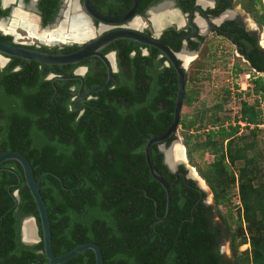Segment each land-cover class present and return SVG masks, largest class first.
<instances>
[{
	"label": "trees",
	"instance_id": "trees-1",
	"mask_svg": "<svg viewBox=\"0 0 264 264\" xmlns=\"http://www.w3.org/2000/svg\"><path fill=\"white\" fill-rule=\"evenodd\" d=\"M122 1L118 14L127 11L131 3ZM154 1L138 0L137 12ZM194 1L178 0V5L186 12ZM228 5L225 0L214 14ZM260 25H264L263 14ZM217 34L235 47L251 70L264 76V50L258 47L254 33L227 22ZM173 47L176 52L179 41ZM136 48L139 46L127 40L112 42L108 50L117 51V73L111 75L107 88L78 100L74 106L67 82L56 83L60 88L54 89L40 81V76L49 71L68 78L70 74L63 71L72 66H47L40 72L30 63L33 68L26 72H10L18 61L11 59L13 62L0 70V153H20L34 179L40 177L39 194L49 222L52 254L57 257L78 245L92 243L101 253L102 264H264V182L259 174L262 172L250 167L252 159L244 161L236 180L241 213L238 222L232 223L237 224V231L231 232L229 223L219 214L221 222L215 221L214 208L227 201L229 193L217 186L218 174L228 172L229 163L244 160V149H233L230 142L239 125L210 130L202 144L213 149L212 161L201 171L211 190L213 206L196 203L198 192L191 181L186 182L189 187L179 179L171 184L174 176L162 165L156 145L150 147L155 170L169 184V214L159 221L165 212L164 192L149 176L143 145L162 134L171 121L176 77L171 66L161 67L163 58L155 60L158 51L152 49L142 56ZM95 75L88 72L83 77V90L105 82ZM28 76L29 82L23 86ZM30 78L35 81L33 85ZM259 82L256 77L255 88H262ZM53 90L56 93L51 100ZM254 92L257 94L258 89ZM260 96L264 100V95ZM189 100L183 92L182 105H188ZM240 120L251 130L249 133H256L261 124L260 111H242ZM192 123L182 127L187 130ZM174 139L164 144L168 146ZM184 144L189 156L193 151L188 146L189 137ZM2 167L6 170H0V264H47L41 242L30 247L19 242L23 217H33L39 229L21 169L13 161L2 163ZM14 191L18 201L12 196ZM243 224L249 232L247 238L243 236ZM252 229L254 233L250 234ZM226 240L230 258L220 249ZM240 243H247L249 248L237 252ZM64 264H94V256L86 250Z\"/></svg>",
	"mask_w": 264,
	"mask_h": 264
},
{
	"label": "flooded vegetation",
	"instance_id": "flooded-vegetation-1",
	"mask_svg": "<svg viewBox=\"0 0 264 264\" xmlns=\"http://www.w3.org/2000/svg\"><path fill=\"white\" fill-rule=\"evenodd\" d=\"M226 1L229 2V5L225 6L221 12L214 14V11L217 10L218 7H221L225 3V0H223V2H219V0H203L200 3L195 0L191 8H189L186 12H184L178 5V0H156L146 6L141 13L137 12L136 9L135 13L126 22L110 26L105 24L102 25L89 18V14L83 7V0H0V41L46 54L63 55L77 50L91 40V38L96 37L100 33L108 32L113 29H134L144 35H147L148 37L166 43L168 49L177 56L181 53H196L201 48L202 40L204 39V35L207 33H213L214 35L223 37L222 35L217 34V30H219V28L227 22H235L242 27V22L238 19L237 11L230 12L231 0ZM88 3L90 8L97 14L104 17H113L109 15L118 14L122 8L120 5L123 1L88 0ZM196 6H198L199 10L196 9ZM161 7L163 8L160 9ZM112 9H115V13L110 12ZM127 11L118 15H124ZM28 22L31 25L29 26L30 30L27 27ZM178 24H180V26H178ZM192 25L195 26V30L192 28ZM30 31L40 35V37L32 35ZM248 32L252 33V31ZM85 33L90 35L85 37ZM54 36H58V38H55ZM77 36H80L82 39L79 41L76 40L75 37ZM177 41H179V49L174 52L172 50L174 48L173 44ZM111 43L98 50V54L106 59L110 69L108 85L111 80V75L117 73L118 65L117 51L111 49L108 50ZM135 44L139 46V49H136H138L142 56L148 55L152 49L156 50L145 45H140L138 43ZM193 44L196 46L193 47ZM105 50L107 51L104 52ZM111 55L113 57L112 60L109 57ZM131 56H133V53L130 54V57ZM161 58L164 59L161 63V67L170 66L167 60L161 56L160 53L155 55L156 61ZM11 59L18 61L14 63L12 68L9 70L10 72H18L20 70H24V72H26V70L31 68L29 65L30 63L34 64V66L36 64L35 68L40 72H42L44 67L48 66L0 54V70L8 67L9 64L13 62ZM186 60V62L189 63L192 58L188 57ZM63 66H72L71 70L66 68L63 71L67 75L70 74L68 78L62 76L63 73L49 71L44 76H40V81L45 83L48 82L54 89L58 86L56 83L60 84L59 82L61 81L67 82L68 85L66 86V90L68 95L71 96L70 99L73 106L78 100L91 97L93 92L89 94L86 93L91 89L102 87L107 81L106 66L102 63L101 59L96 56L85 59L74 65H53L48 67L60 68ZM88 72H92L94 75L97 74L95 75L96 79H100V81L105 80V82L101 86L83 90L82 79ZM19 78H21V76H19ZM30 81L32 82V85L33 82H35L32 78H30ZM28 82L29 76L24 78L23 86L27 85ZM40 86L38 85L36 88L38 89ZM55 93L56 90H53L52 94H49V98L51 100H53L52 98ZM1 96L2 95L0 93V97ZM42 97H46V94H42ZM164 146L168 147L165 144ZM156 149L162 156V165L166 168L168 173L174 176V181L171 184L176 183L179 179L183 185L189 187L186 182L191 181L193 183L192 188L198 192L196 203L200 202L202 205L211 206L209 203L207 204L205 202L204 192L199 185H195V181L191 179L190 175L188 177L186 176V169L180 160L177 161L178 165L176 169L174 171H170L168 166L164 163V160L166 161V157L164 158V155L159 150L158 145H156ZM177 162H173V164ZM169 164L173 165L171 162H169ZM179 167H182V170L179 169ZM0 170L6 169L2 167ZM14 193L16 192L14 191L12 196L16 199V201H18L17 193L16 196ZM26 218H31V216H25L20 221L18 230L19 242L21 238V228L22 239L24 242H30L34 238L30 222L23 221Z\"/></svg>",
	"mask_w": 264,
	"mask_h": 264
},
{
	"label": "rangeland",
	"instance_id": "rangeland-1",
	"mask_svg": "<svg viewBox=\"0 0 264 264\" xmlns=\"http://www.w3.org/2000/svg\"><path fill=\"white\" fill-rule=\"evenodd\" d=\"M230 8V12L237 11L243 29L247 32L252 31L256 35L258 47L264 50V25H260L261 15H264V0H231ZM185 75L184 93L189 95L190 103L182 105L175 140L178 141L179 148H183L184 162L181 163L186 169V176L190 175L195 185H199L204 192L205 202L211 206L212 193L202 179L201 171H204L212 161L213 149L202 144L210 130H216L218 127L228 129L229 126L239 125L238 133L230 142L233 149L238 147L244 149L242 153L244 160L229 163L228 172H219L217 186L229 190V193L227 201L214 208L217 213L215 221L220 223L221 216L229 223L231 232H236L235 223L238 222L241 213L236 197L238 186L236 180L245 160L252 159L250 167L262 172L259 174L264 182V100L260 96L264 95V76L251 70L227 39L213 33L204 35L201 48L186 65ZM256 77L260 79L262 88H255ZM255 89H258L257 94L254 92ZM248 109L253 112L260 111L261 124L253 134L249 133L251 130L240 120L241 112ZM189 121H193L192 126L185 130L182 125ZM187 137L188 146L193 150L189 156L184 144ZM213 139L217 141L215 136ZM253 233L252 229L250 234ZM248 235L249 232L243 224V236L247 238ZM239 239L237 238L236 242H239ZM248 248L247 243H240L237 252ZM221 252L226 258L231 257L227 240L222 244Z\"/></svg>",
	"mask_w": 264,
	"mask_h": 264
},
{
	"label": "water",
	"instance_id": "water-1",
	"mask_svg": "<svg viewBox=\"0 0 264 264\" xmlns=\"http://www.w3.org/2000/svg\"><path fill=\"white\" fill-rule=\"evenodd\" d=\"M197 2L203 1V0H196ZM137 2L138 0H131V5L128 9V11L121 16L118 17H104L96 12H94L88 3V0H83V7L85 11L89 14V18L93 19L94 21L102 24V25H118L126 22L131 18V16L135 13L137 9ZM196 9L199 10L198 6H196ZM90 19V20H91ZM192 28L195 30V26L192 25ZM116 40H128L131 42L138 43L140 45H145L151 48L156 49L161 56H163L171 68L173 69L175 76H176V90H175V98H174V105H173V111H172V117L171 121L167 127V129L160 135L151 137L147 139L143 145V156L145 165L147 167L149 176L152 180H154L157 184L160 185L164 192L165 197V212L164 216L159 219V221H163L167 218L169 214V207H170V194H169V184L166 183L161 176L157 173L155 170L151 159H150V147L152 145H158L159 150L162 152L165 158V153L168 151L169 148H172L175 144H178L177 140H172L170 145L168 147L164 146V141L175 137V133L178 127V121L180 117V111L182 108V97L184 92V86H185V65L183 62L178 58V56L174 53H172L166 43L160 42L159 40L153 39L151 37H148L147 35H144L140 33L139 31H136L134 29H113L108 32L100 33L96 37L91 38L85 45L78 48L77 50L63 55H51L46 54L43 52H39L36 50H30L26 48H22L19 46H14L5 42L0 41V54L17 58L20 60H26V61H32L37 64L42 65H74L78 64L81 61L88 59L90 57L96 56L99 59H101L102 63L106 66L107 69V81L102 87L94 88L89 90L86 94H89L91 92L95 93L97 91L103 90L107 87L109 78H110V69L108 67V63L105 58L101 57L98 54V50L106 46L107 44L116 41ZM195 53H187V55L192 56ZM112 60V55L109 56ZM108 58V57H107ZM179 145V144H178ZM182 148V147H181ZM183 153V148H182ZM6 161H13L17 163L21 169V174L23 178L24 186L26 187L33 204L35 206L37 219H38V226L39 229L35 223V220L33 217L26 218L23 221H29L32 228H33V239L30 242L23 241L22 239V228L20 232V243L24 246H33L39 242H41L42 247V253L43 257L46 259L47 264H64L65 262L69 261L70 259L78 256L80 253L89 250L93 253L94 256V264H102V257L101 253L97 246H95L92 243H84L81 245H78L71 250L67 251L66 253L60 255V256H54L51 251V245H50V229H49V222L47 218V213L45 209V205L40 197L39 194V178L34 179L31 167L28 163V161L25 159L24 156H22L20 153L13 152V151H6L3 153H0V165ZM164 163L168 166L170 171H174L178 165V163L173 164L172 166H169L165 160ZM16 196V193H14ZM38 230L40 231V236H38Z\"/></svg>",
	"mask_w": 264,
	"mask_h": 264
},
{
	"label": "bare ground",
	"instance_id": "bare-ground-1",
	"mask_svg": "<svg viewBox=\"0 0 264 264\" xmlns=\"http://www.w3.org/2000/svg\"><path fill=\"white\" fill-rule=\"evenodd\" d=\"M201 1H199L198 3H200ZM163 7H161L160 9H162ZM29 26H31L28 22V29H29ZM178 26H180V24H178ZM30 30V29H29ZM28 30V31H29ZM59 31V30H58ZM32 33V31H30ZM85 32V31H84ZM81 33V32H80ZM92 34V33H91ZM32 35H35L37 37H40V35H37L35 33H32ZM43 35V34H42ZM90 34L88 33H85V37H88ZM49 36H51L49 34ZM55 38H58V36H54ZM52 38V36H51ZM76 40H81L82 38L80 36H77L75 37ZM84 38V37H83ZM188 57H191L193 58V56H189L187 55L186 53H181L180 55H178V58L183 62V64L185 65L187 62L186 59H188ZM165 157H166V163L169 165V166H172L171 164H169V162H171L173 164V162H177L178 160H180V162H184V157H183V153H182V148H179V145L178 144H175L172 148H169L168 151L165 153ZM169 161V162H168ZM178 163V162H177ZM176 164V163H174ZM25 222H28V221H25ZM25 227V226H24ZM25 229V228H24ZM33 229V228H32ZM32 231V230H31ZM28 242V241H27Z\"/></svg>",
	"mask_w": 264,
	"mask_h": 264
}]
</instances>
